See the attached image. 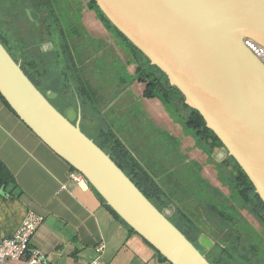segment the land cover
<instances>
[{
  "label": "water",
  "instance_id": "water-1",
  "mask_svg": "<svg viewBox=\"0 0 264 264\" xmlns=\"http://www.w3.org/2000/svg\"><path fill=\"white\" fill-rule=\"evenodd\" d=\"M94 1L201 114L264 202V65L243 43L251 38L264 46V0ZM0 94L168 263L211 264L73 123L74 111L63 115L53 106L54 95L45 96L1 42Z\"/></svg>",
  "mask_w": 264,
  "mask_h": 264
},
{
  "label": "flooded vegetation",
  "instance_id": "flooded-vegetation-1",
  "mask_svg": "<svg viewBox=\"0 0 264 264\" xmlns=\"http://www.w3.org/2000/svg\"><path fill=\"white\" fill-rule=\"evenodd\" d=\"M64 7L68 9L66 21L63 19ZM92 13L94 21L97 18L102 24L100 26L103 31H100V36L94 35L92 25L87 22ZM22 16L23 19H21ZM107 38H112L115 41L112 50L109 48L108 41L110 40ZM96 41H99L104 50L109 51L106 54L110 55V62L123 63L122 68L128 69V59L125 57L132 58V53L128 52L127 43L106 27L105 23L97 16L95 5L91 0H0V42L5 49L14 59L18 58L17 63L30 73L33 72V65L39 64L40 73H44L45 76L32 79L39 90L45 96L47 94L54 95L51 103L63 115L71 114V110H73L75 113L73 123H79L81 130L90 139L97 143L98 141L103 143L104 137L101 136V131L110 129L115 132V130L107 124L95 128L93 126L95 120L89 114V109L95 111L102 117L103 124L107 122L98 108V101L104 94L102 89L106 87L98 90L99 88L95 87L97 82L94 81L93 76V68L96 64L101 59L106 61L104 55H101L103 50H96ZM118 49L120 54L117 52ZM136 58L138 61L136 65L144 62L143 57L136 55ZM49 60L54 69H61V72L60 70L58 72L57 79L59 81L54 82L47 76ZM56 84L59 86L58 88L54 87L57 86ZM85 86L91 95L88 99L78 92L79 87ZM73 101H77L79 107H76ZM59 103L60 105L62 103L63 107L60 108ZM90 120H92V125L86 123ZM121 141L127 151L146 167V164L134 155L131 147L127 146L122 139ZM183 165L182 167L178 165L173 169L172 164L167 162V166L159 169V171L169 169V171L162 172L165 178L164 183L159 182L160 172H157L156 175L153 173L163 191L160 195L153 196L156 207L165 213L169 220L213 264H238L245 260L248 261L247 255H240L243 252H234L232 257H229L222 250L226 244L239 248L250 244L254 236L248 233L249 236L237 240L239 245L227 241L219 225L212 221L213 218L218 220L217 214L209 211L206 206L208 202L211 206L219 205L221 207L223 192L218 186L203 177L204 163L192 160ZM219 168L217 165L216 173L218 179L222 181ZM147 169L151 171L150 168ZM175 172H178L177 178L173 177ZM202 195L204 198L200 197ZM166 200L169 201V204H165ZM243 210L244 227H250L253 231L256 230L259 234L264 235V225L249 210H246V215L243 214ZM247 215L252 218H248ZM195 217L203 220L199 223V221L193 220ZM255 221L259 228L255 226ZM204 240L209 241L208 244ZM218 247L221 248L220 252L212 260L213 251ZM249 257H253V255Z\"/></svg>",
  "mask_w": 264,
  "mask_h": 264
},
{
  "label": "crops",
  "instance_id": "crops-1",
  "mask_svg": "<svg viewBox=\"0 0 264 264\" xmlns=\"http://www.w3.org/2000/svg\"><path fill=\"white\" fill-rule=\"evenodd\" d=\"M147 99L143 112L134 118L139 123L143 121L144 130L149 128L146 120L142 119L143 114L158 124L156 126L163 127L161 124L165 125V120L160 116L165 117L163 104L157 98ZM127 104L125 101V104L119 105L116 119L123 116L121 112ZM107 105L103 94L98 108L104 116L111 112L106 109ZM129 108L125 110L128 113L126 116L134 111V108L131 110L132 105ZM89 114L95 120L96 112L89 109ZM167 118L170 119L169 115ZM159 130L151 131L149 135L161 138L163 129ZM181 131L179 127L177 133L181 135ZM115 132L155 175L161 166H167L169 160H172L173 169L196 161L195 157L190 158L191 153L185 145L186 139L191 140L188 137H183L181 155L177 148L168 151L171 146L153 145L147 139L135 137V133L131 138L127 133L122 136L121 126ZM0 160L15 179V182L0 184V240L11 237L26 214L33 211L45 221L32 237L30 248L45 257V264H87L97 258L96 247L99 244L105 246L100 255L103 264H169L160 259L162 257L142 237L131 233L88 183L72 180L69 165L16 117L1 99ZM11 264L28 263L22 260Z\"/></svg>",
  "mask_w": 264,
  "mask_h": 264
},
{
  "label": "trees",
  "instance_id": "trees-1",
  "mask_svg": "<svg viewBox=\"0 0 264 264\" xmlns=\"http://www.w3.org/2000/svg\"><path fill=\"white\" fill-rule=\"evenodd\" d=\"M91 2L95 5V11L97 13V16L105 23L106 27L110 29L112 33L122 38L127 43L128 46L127 50L129 53H132V58H129L127 64L128 65L135 64V67H137L134 73V77H135V81H138L144 85L145 87L143 91L144 97L150 99L151 98L159 99L168 111H170L175 116H179L178 118L181 121L183 129L184 130L188 129V131L192 133L193 138L195 140V145L200 149L208 152L210 155H214V152L218 150L226 151L227 153L226 157L221 162H216V163L220 167L219 169L221 173V178L224 181V184L228 185L230 189L229 194L222 195L223 201L221 207H219V205L211 206V204H209L208 202L206 206L209 209V211H212L214 212V214H217L218 220L213 218L212 221L219 225L220 229L224 232L227 241H229L230 243L233 244L235 243L234 245H239L237 240L239 241L243 237H247V235L249 236V234L251 236H254L253 241L250 243L252 245L249 244L248 249H245L244 247L245 245L240 246L239 249V247L237 246L232 247L228 245L227 247L226 244L222 252L229 257H232V253L238 251L248 252V253L252 252L251 254L253 255V257H249L245 253H240L241 255L242 254L247 255L248 261L246 260L244 262L241 261L242 263H238V264H264V245H263L264 235L259 234L256 230L253 231L250 227H244L245 220L242 216L243 209L249 210L253 215H255V217L261 222V224L264 225V202L257 194L253 183L248 178V176L243 171V169L238 164V162L229 155L222 141L217 137V135L212 130H210L207 127L206 122L204 118L201 116V114L195 109L189 107L185 103V97L176 87L170 84L167 75L164 74L158 67L152 65L150 60L106 18V16L97 6L94 0H91ZM136 55L143 57L144 62L136 65V62H138ZM17 60L18 58L15 59L16 62ZM33 66L34 68L32 73L21 67L22 70L25 72V74L29 77V79L32 82H33L32 80L33 77L38 78V76H45L44 73H40L41 69L39 64L36 63ZM35 86L37 87L36 84ZM78 92H80L81 95L85 97V99L91 97L90 92L86 86L79 87ZM176 95L180 97L179 104L182 106L183 109H185L188 112L187 114L182 113V109L180 108V105L175 99ZM0 99L3 102V104L13 114H15L16 117H18L17 114L11 109L8 103L1 96V94H0ZM101 136L104 137L103 143L99 141L98 143L97 142L95 143L111 157V159L117 164V166L130 178V180L145 195V197L156 207L155 205L156 202L154 201L153 198L156 197V195H160L161 193H163V191L161 190L153 172L148 170L145 167V165H142L133 156V154L127 151V148L125 147L119 136L114 131L110 129H106L104 131H101ZM225 161H228L229 163H226ZM227 165L231 166L229 170V175L226 174L227 169L229 168V166L227 168ZM69 167L72 172H77L72 166L69 165ZM9 182H15V179L13 175L10 173V171L7 169V167L0 160V184L6 185ZM90 187L97 193V191L91 185ZM97 195L105 203L103 198L98 193ZM200 197L204 198V195ZM165 204H169V201L166 200ZM106 207L112 212V214L116 218L121 220L128 227L131 233H135V231L129 225H127L126 222H124L122 218L110 206L106 205ZM193 220L199 221L200 223V221H202L203 219H200L199 217H195ZM218 248L214 249L213 255L211 256L212 260H214V258L220 252L221 248L219 249ZM158 254L166 262H168L164 256H162L160 253ZM209 262L213 264L211 261Z\"/></svg>",
  "mask_w": 264,
  "mask_h": 264
},
{
  "label": "rangeland",
  "instance_id": "rangeland-1",
  "mask_svg": "<svg viewBox=\"0 0 264 264\" xmlns=\"http://www.w3.org/2000/svg\"><path fill=\"white\" fill-rule=\"evenodd\" d=\"M66 7V6H65ZM64 7V21H66L67 18V12L68 9ZM94 14L92 13L90 19H87V22L90 23L92 25V31L94 32V35H99L100 36V31H103V29L101 28L100 25H102L98 19L96 18L94 21ZM93 18V19H92ZM21 19H23V16L21 17ZM93 21V22H91ZM89 24V25H90ZM95 37V36H94ZM96 39H99L97 37H95ZM109 42V48H111V50L114 47L115 41L111 38H107ZM100 49L99 51H101V55L103 57H105L106 61H103L101 59V61H99V63L96 64V66L93 68L94 69V81H96L97 83L95 84L96 88H104L102 89V92L104 93V98L105 101L108 103L107 105V110H111L110 113H107L105 117V120L107 121L105 124H103L104 122H101L102 117L100 116H96L95 117V123L93 122V126L95 128H99L103 125H109L111 127V129L113 130H117L118 128L123 129L122 132V136H125V134L127 133V136L129 135L131 138L133 136V133H135V137L142 138L143 140H146L151 143V144H155L157 143V145L160 146H167L168 151L173 150L174 148H177L178 151H180L179 154L182 155V151L181 146L183 145V137H188L189 139L185 140V145L188 148V151L191 153L190 158L195 157L194 159L198 162H202L205 165V168L203 169V177H206L211 183H213L214 185L218 186L221 191L223 192V194L227 195L229 193V187L228 185L224 184L223 180L220 181L218 179L217 173H216V166L217 163L216 162H221L227 155L226 151L224 150H218L216 152H214V155H210L208 152L200 149L199 147H197L196 145H194L195 143L194 138L192 133H190V131L184 130L183 126L181 124L180 119L178 118L179 116H175L173 115L170 111H168L165 106V117H163L162 115H160L162 118H164L163 120H165V125L161 124L163 127L160 126H156L158 124H154L153 121H151L148 116L146 114L142 115V119L146 120V123L148 124V128L149 129H145L143 128V121L139 123V121H137L136 118H134V116H140V113L143 112V104H146L148 99L146 97H144L143 95V91H144V85L138 81H135V77H134V73L136 70L135 65H128V69L127 68H122V64H120L119 62L116 64L114 61L110 62V56L106 53H109L108 50H104L100 44L99 41H96V50ZM95 50V51H96ZM118 54L119 53V49L117 50ZM95 53V52H94ZM93 53V55H94ZM126 59L129 60L130 57H125ZM50 60H49V64L48 66V71H47V76L49 78H51L54 82H56V79L58 78V72L61 69H54L51 65H50ZM134 64V63H133ZM54 70V71H53ZM47 77V78H48ZM57 85V84H56ZM56 88H58L59 86H54ZM114 87V88H112ZM74 95H76V93L74 92ZM176 101L180 102V97L179 96H175ZM121 101V102H119ZM125 101H127V106L124 108V111L121 112L123 114V116L120 119H116L115 115L116 113H118V107L121 104H125ZM73 103L75 104V106L79 107L78 102L73 101ZM132 105L131 110L132 114L130 116H126L128 115V113L125 110L130 109L129 106ZM137 107H134V106ZM180 105V104H179ZM60 108L63 107V104L59 103L58 105ZM124 107V106H123ZM180 108L182 109V113L187 114L188 112L182 108V106L180 105ZM137 109H140V111L137 112ZM134 112V114H133ZM162 113V114H164ZM167 115H169L170 119L167 118ZM167 121V123H166ZM89 125H92V120L89 121ZM108 127V126H107ZM141 127V128H140ZM179 127L181 128V135H179L177 133ZM116 128V129H115ZM140 128V130L138 129ZM167 128V129H166ZM159 129H163V133L161 138H155L154 136L149 135V133L151 131H157L160 132ZM170 132H173L170 134ZM180 133V130H179ZM173 136V137H172ZM168 137V138H167ZM171 137V138H170ZM178 138V139H177ZM193 140V141H192ZM147 143V144H149ZM155 148H153L154 150ZM187 151V152H188ZM174 154V153H172ZM188 154V153H187ZM163 157H165V155H162ZM188 158V156H187ZM218 158V159H217ZM219 160V161H218ZM226 163H229L228 161H225ZM168 163H172V160H169ZM225 163V164H226ZM229 165H227L228 168ZM164 168V166H161L160 169ZM231 166H229V168L227 169V175H229V170H230ZM224 169V168H223ZM164 171H169V169H163L160 170V174H159V182L160 183H164L165 182V178L164 175L162 174V172ZM190 175V174H189ZM178 176V172L173 174L174 178H177ZM223 183V184H222ZM243 214L246 215V210H243ZM248 216V215H247ZM248 218H252L250 216H248ZM255 226L257 228H259L258 223L255 221ZM226 231V230H225ZM228 247V245H227ZM245 249H248L249 244H246ZM240 249V248H239ZM238 251V250H237ZM245 254H247L248 256L252 255L248 252H243ZM241 255V254H240Z\"/></svg>",
  "mask_w": 264,
  "mask_h": 264
},
{
  "label": "built area",
  "instance_id": "built-area-1",
  "mask_svg": "<svg viewBox=\"0 0 264 264\" xmlns=\"http://www.w3.org/2000/svg\"><path fill=\"white\" fill-rule=\"evenodd\" d=\"M243 43L264 65V46L251 38H244ZM71 179L78 183H88L85 177L77 172H72ZM44 221L41 215L33 211L28 212L17 231L11 237L0 240V264L22 260H26L28 264H45V257L39 251L30 248L32 237ZM104 248L103 244H99L96 247L97 258L87 264H103L100 255Z\"/></svg>",
  "mask_w": 264,
  "mask_h": 264
}]
</instances>
